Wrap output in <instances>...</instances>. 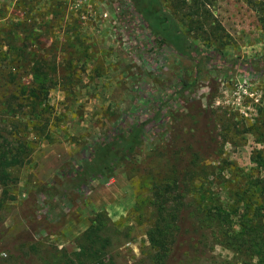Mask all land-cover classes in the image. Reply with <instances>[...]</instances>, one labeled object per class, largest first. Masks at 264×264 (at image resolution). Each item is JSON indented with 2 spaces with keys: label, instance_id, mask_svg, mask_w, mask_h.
<instances>
[{
  "label": "rangeland",
  "instance_id": "rangeland-1",
  "mask_svg": "<svg viewBox=\"0 0 264 264\" xmlns=\"http://www.w3.org/2000/svg\"><path fill=\"white\" fill-rule=\"evenodd\" d=\"M141 5L171 17L183 44H175L174 27L165 24L161 32L171 45L153 43ZM19 52L23 57L14 58ZM218 52L233 64L218 63ZM0 53L9 66L51 72L44 102L58 117L51 139L36 140L26 163L0 188V264H75L70 260L84 245L86 228L98 220L109 239L104 264H144L150 221L142 199L154 174L172 162L181 171L191 163L193 170L203 167L205 192L225 206L233 187L264 184V164L252 161L264 148V71L248 75L240 67L264 57L254 0H0ZM183 84L185 102L173 107V139L161 138L163 155L152 152L162 135L155 132L143 138L134 162L111 176L83 189L68 176L51 185L58 168L73 165L88 145L143 120L144 98H169ZM190 222L185 217L183 227ZM236 263L219 245L203 262Z\"/></svg>",
  "mask_w": 264,
  "mask_h": 264
},
{
  "label": "trees",
  "instance_id": "trees-1",
  "mask_svg": "<svg viewBox=\"0 0 264 264\" xmlns=\"http://www.w3.org/2000/svg\"><path fill=\"white\" fill-rule=\"evenodd\" d=\"M193 3H197V0H193ZM142 5L138 12L143 15L140 17L146 31L154 39L153 43L171 45V37H166L161 32V25L165 24L167 27H174L175 44H183L184 39L176 26L170 22L171 17L159 7L154 10L150 6L144 8ZM254 6L257 22L264 32V0H254ZM185 47L190 48V44H185ZM216 52H211V56ZM21 53L15 54L14 58L23 57ZM3 60L5 55L0 53V188L12 181L14 169L26 163L32 144L37 143L36 140L39 142L51 139L50 128L53 120L58 118L56 114L47 111L44 102L50 87L53 86L46 83L50 80L47 75L51 72L42 67L29 70L19 65L9 66L4 64ZM218 63L233 64L220 58L219 52ZM240 67L243 71L246 70L248 75L259 74L264 71V57L245 61ZM31 76L33 80L26 84L25 79ZM187 87L186 84L174 87L169 98L163 100L154 96L144 98L146 100L145 104H142L143 120L136 119L125 129L116 126L96 143L88 145L82 158L73 165L62 166L60 170L58 168L56 179L50 181L51 185H55L58 177L68 176L70 181L75 179L70 184L74 182L75 186L83 189L94 180L111 176L117 168L134 162L132 157L135 150L148 134L155 136L162 132L152 152L157 156L163 155L166 147L161 144V138L173 139L168 131L171 127L168 125L175 117L173 107L184 104ZM166 100H169V105ZM261 110L264 112V101ZM196 157V154H192L193 160ZM255 157L256 160L252 161L264 164V148ZM194 167L195 164L191 163L181 171L177 170L172 162L165 172L154 174L148 195L142 199L150 221L144 233L147 245L141 251L145 256L142 262L203 264L212 255L214 247L219 245L233 254V258L237 260L236 264H264L262 181L261 184L252 181L244 189L233 187L229 195L231 204L225 206L215 199L213 193L205 192L207 178L200 169L203 167H199L197 171L193 170ZM194 175L198 176L197 182H194ZM63 190L61 189L62 192ZM61 191L55 194V198H62ZM212 196L214 198H210ZM239 209L241 214L237 218ZM259 209L263 211L262 214L258 213ZM185 217L191 220L187 227L182 225ZM100 225L99 220L96 224L88 225L84 232L85 243L74 254L71 263L104 264V249L108 246L109 239L101 234ZM183 236L185 246L174 259V253L183 243Z\"/></svg>",
  "mask_w": 264,
  "mask_h": 264
},
{
  "label": "built area",
  "instance_id": "built-area-1",
  "mask_svg": "<svg viewBox=\"0 0 264 264\" xmlns=\"http://www.w3.org/2000/svg\"><path fill=\"white\" fill-rule=\"evenodd\" d=\"M62 1H68V2H70V3H75V4H78V3H81L83 0H62Z\"/></svg>",
  "mask_w": 264,
  "mask_h": 264
}]
</instances>
